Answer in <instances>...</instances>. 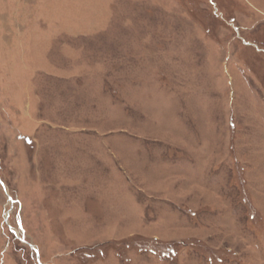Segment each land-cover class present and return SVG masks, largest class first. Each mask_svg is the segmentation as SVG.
<instances>
[{"label":"rangeland","instance_id":"obj_1","mask_svg":"<svg viewBox=\"0 0 264 264\" xmlns=\"http://www.w3.org/2000/svg\"><path fill=\"white\" fill-rule=\"evenodd\" d=\"M0 264H264V0H0Z\"/></svg>","mask_w":264,"mask_h":264}]
</instances>
